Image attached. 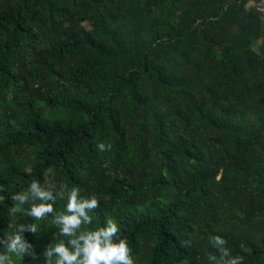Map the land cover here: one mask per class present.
Segmentation results:
<instances>
[{"label": "trees", "instance_id": "1", "mask_svg": "<svg viewBox=\"0 0 264 264\" xmlns=\"http://www.w3.org/2000/svg\"><path fill=\"white\" fill-rule=\"evenodd\" d=\"M247 2L0 0V238L35 222L8 214L35 179L95 196L81 230L113 219L135 264H208L213 235L264 264V19ZM48 219L14 264H48Z\"/></svg>", "mask_w": 264, "mask_h": 264}, {"label": "clouds", "instance_id": "2", "mask_svg": "<svg viewBox=\"0 0 264 264\" xmlns=\"http://www.w3.org/2000/svg\"><path fill=\"white\" fill-rule=\"evenodd\" d=\"M96 147L103 152L110 145L98 143ZM52 187H43L33 179L26 190L10 195L13 203L8 209L9 216H15L27 204L23 214L35 222L9 225L11 233L0 238V248L5 249L0 252V264H14L13 257L23 261L25 255L30 260L36 259L35 247L27 241L25 233L37 238L38 222L44 217H49L48 223L57 229L59 237L43 249L48 264H135L128 240L118 235L120 229L113 219H107L95 229L81 230L82 225L92 223L88 213L98 206L95 196L85 198L76 187L53 195ZM57 199H66L63 211H54L53 203ZM208 243L218 253L206 255L208 264H243V257L232 255L222 236H210Z\"/></svg>", "mask_w": 264, "mask_h": 264}, {"label": "built area", "instance_id": "3", "mask_svg": "<svg viewBox=\"0 0 264 264\" xmlns=\"http://www.w3.org/2000/svg\"><path fill=\"white\" fill-rule=\"evenodd\" d=\"M250 7L256 9L264 17V0H247Z\"/></svg>", "mask_w": 264, "mask_h": 264}, {"label": "crops", "instance_id": "4", "mask_svg": "<svg viewBox=\"0 0 264 264\" xmlns=\"http://www.w3.org/2000/svg\"><path fill=\"white\" fill-rule=\"evenodd\" d=\"M247 7H250L249 4L247 3ZM252 8V7H251ZM262 18L264 19V17L262 16Z\"/></svg>", "mask_w": 264, "mask_h": 264}]
</instances>
